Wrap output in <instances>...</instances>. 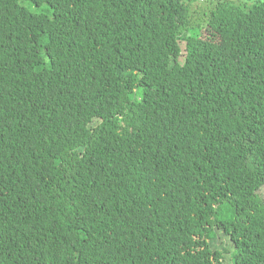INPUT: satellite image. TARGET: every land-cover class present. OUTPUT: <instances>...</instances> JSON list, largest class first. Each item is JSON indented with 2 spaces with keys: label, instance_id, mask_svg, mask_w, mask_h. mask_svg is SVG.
<instances>
[{
  "label": "trees",
  "instance_id": "16d2710c",
  "mask_svg": "<svg viewBox=\"0 0 264 264\" xmlns=\"http://www.w3.org/2000/svg\"><path fill=\"white\" fill-rule=\"evenodd\" d=\"M263 188L264 0H0V264H264Z\"/></svg>",
  "mask_w": 264,
  "mask_h": 264
},
{
  "label": "rangeland",
  "instance_id": "374dc122",
  "mask_svg": "<svg viewBox=\"0 0 264 264\" xmlns=\"http://www.w3.org/2000/svg\"><path fill=\"white\" fill-rule=\"evenodd\" d=\"M182 48H183V55H185V54H186V49H185V44H184V43H182ZM261 193H262V195H263V197H264V188H263V190L261 191Z\"/></svg>",
  "mask_w": 264,
  "mask_h": 264
}]
</instances>
